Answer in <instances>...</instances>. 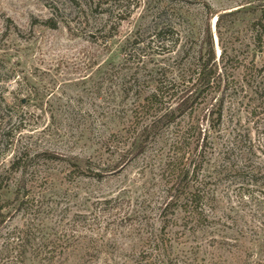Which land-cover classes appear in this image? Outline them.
<instances>
[{"label": "rangeland", "instance_id": "obj_1", "mask_svg": "<svg viewBox=\"0 0 264 264\" xmlns=\"http://www.w3.org/2000/svg\"><path fill=\"white\" fill-rule=\"evenodd\" d=\"M258 3L0 0V198L23 184L28 201L4 232L25 230L48 249L67 241V264H133L161 225L159 154L176 132L186 144L200 131L198 182L209 219L194 236H174L175 264H264V133L246 112V89L236 85L225 98L219 126L196 128L202 102L142 154L123 150L135 125L171 105L172 91L141 108L156 84L188 67L208 30L216 59L220 47L236 56L227 66L240 82ZM234 136L253 146L248 162L258 170L240 171L238 150L226 152ZM19 156L24 170L9 174Z\"/></svg>", "mask_w": 264, "mask_h": 264}, {"label": "trees", "instance_id": "obj_2", "mask_svg": "<svg viewBox=\"0 0 264 264\" xmlns=\"http://www.w3.org/2000/svg\"><path fill=\"white\" fill-rule=\"evenodd\" d=\"M256 10L257 16L248 25L249 53L243 58L246 65L240 82L235 81L233 75L236 68L227 66V63L236 61V56H228L225 49L220 47V55L216 59L208 30L202 47L192 57L188 67L168 85L156 84L143 99L141 108H152L153 104L156 106L157 102H163L164 95L172 91L167 94H172L169 97L173 98V102L164 109L156 110L134 126L133 135L124 143L125 157L127 154L132 158L142 154L147 144L151 143L164 128L174 124L180 116L202 102L204 106L198 115L200 121L195 120L196 128H203V125L213 128V124L219 126L222 122L225 98L237 92L236 85L243 90L246 89L245 93L249 95L247 106H250V109L246 106V112L251 119L260 124L264 133V0H259ZM160 32L161 30L156 29L152 31V42L158 44L164 40ZM188 128L193 129L192 126ZM200 135L199 131L196 140L185 144L187 139L176 132L169 141L167 150L159 154L161 176L166 187V194L159 209L161 225L145 238L144 245L133 264H175L177 257H172L174 236L180 238L194 236L198 230L206 227L209 215L205 209V195L198 182L203 167L202 145L205 141L201 140ZM234 137L231 141L228 140L231 149L226 152L238 150L239 160L243 161L240 171L253 173L258 170L248 162L253 146L250 144L249 147H243L241 144L246 140L244 136L239 139ZM23 160L22 156L15 158L8 173L15 175L22 173L24 169L20 164ZM24 190L25 186L21 184L15 187L12 199L0 198V264H67L69 261L68 255L65 254L69 245L67 241L53 243L48 249L40 242L36 244L25 230L14 228L4 232L8 223L27 208L28 201L25 199L27 196ZM164 212H168L169 218Z\"/></svg>", "mask_w": 264, "mask_h": 264}]
</instances>
